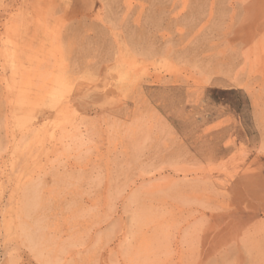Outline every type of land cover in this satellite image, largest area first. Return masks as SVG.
I'll return each mask as SVG.
<instances>
[{"label": "rangeland", "instance_id": "1", "mask_svg": "<svg viewBox=\"0 0 264 264\" xmlns=\"http://www.w3.org/2000/svg\"><path fill=\"white\" fill-rule=\"evenodd\" d=\"M0 264H264V0H0Z\"/></svg>", "mask_w": 264, "mask_h": 264}, {"label": "bare ground", "instance_id": "2", "mask_svg": "<svg viewBox=\"0 0 264 264\" xmlns=\"http://www.w3.org/2000/svg\"><path fill=\"white\" fill-rule=\"evenodd\" d=\"M26 201H27V200H26ZM25 203H26V202H25ZM27 203H30V202L28 201ZM29 235H30V234H29ZM41 236H42V235H41ZM41 236H40V237H41ZM36 245H37V244H36ZM36 245H34V246L36 247ZM12 259H13V258H12Z\"/></svg>", "mask_w": 264, "mask_h": 264}]
</instances>
